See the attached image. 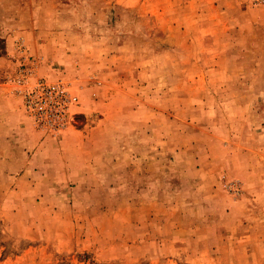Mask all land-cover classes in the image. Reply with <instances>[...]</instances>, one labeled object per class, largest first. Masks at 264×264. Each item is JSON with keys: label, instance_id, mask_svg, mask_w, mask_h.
<instances>
[{"label": "rangeland", "instance_id": "obj_1", "mask_svg": "<svg viewBox=\"0 0 264 264\" xmlns=\"http://www.w3.org/2000/svg\"><path fill=\"white\" fill-rule=\"evenodd\" d=\"M0 264H264V0H0Z\"/></svg>", "mask_w": 264, "mask_h": 264}, {"label": "crops", "instance_id": "obj_2", "mask_svg": "<svg viewBox=\"0 0 264 264\" xmlns=\"http://www.w3.org/2000/svg\"><path fill=\"white\" fill-rule=\"evenodd\" d=\"M18 124H22V123L19 122Z\"/></svg>", "mask_w": 264, "mask_h": 264}]
</instances>
